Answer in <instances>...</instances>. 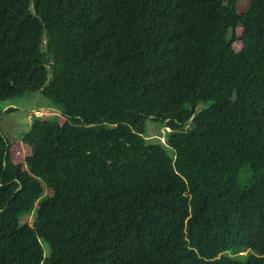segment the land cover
<instances>
[{"label":"trees","instance_id":"trees-1","mask_svg":"<svg viewBox=\"0 0 264 264\" xmlns=\"http://www.w3.org/2000/svg\"><path fill=\"white\" fill-rule=\"evenodd\" d=\"M29 91L63 121L0 131V264H264V0H0Z\"/></svg>","mask_w":264,"mask_h":264},{"label":"rangeland","instance_id":"rangeland-1","mask_svg":"<svg viewBox=\"0 0 264 264\" xmlns=\"http://www.w3.org/2000/svg\"><path fill=\"white\" fill-rule=\"evenodd\" d=\"M244 6L245 3H241V9ZM238 35L239 30H236V37ZM233 46L236 50L239 49L240 42H234ZM8 108L10 110H7ZM56 113L58 114L59 121L62 122L63 117L60 116L58 109L53 105L51 100L39 91H29L16 97L0 100V131L10 142V153L16 162H22L23 156L27 155L30 151L29 146L22 141V135L29 129L32 116ZM151 122V120H148L147 123L150 126L148 130V134H150L149 138L157 139V136H160L162 141L164 139L163 133L164 131H168V128L160 126L161 124L159 123ZM31 219V214L23 217V220H27L29 223ZM42 245L44 253L47 254L48 245L43 240ZM243 253L245 252L241 254Z\"/></svg>","mask_w":264,"mask_h":264}]
</instances>
